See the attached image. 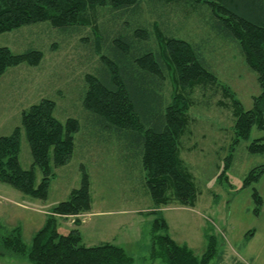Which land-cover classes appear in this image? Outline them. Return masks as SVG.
I'll return each instance as SVG.
<instances>
[{
  "label": "rangeland",
  "instance_id": "obj_1",
  "mask_svg": "<svg viewBox=\"0 0 264 264\" xmlns=\"http://www.w3.org/2000/svg\"><path fill=\"white\" fill-rule=\"evenodd\" d=\"M139 1V14L134 20L140 27L154 33L158 25L165 34L188 41L202 53L218 78L217 84L186 94L190 102L188 125L179 152L197 187L195 206H183L172 197L167 206H155L141 163L122 153L121 149L126 148L123 142L99 138L107 133L87 122L92 119L83 107L87 76L109 71L105 60L107 53L114 51L113 46H100L104 38L101 29L114 23L121 13L112 11L113 17L104 9L95 11V21L85 27L60 30L44 22L0 35V48L8 47L14 54L30 49L43 54L38 65L11 67L0 77V137L12 134L21 126L22 114L45 99L55 102V117L59 121L74 118L81 124L74 156L68 165L55 169L56 179H52L45 201L28 197L3 183L0 188L14 193L16 200L19 197L29 200L34 209L49 210V217L54 207L70 199L87 172L91 210L77 215H54L62 234L80 231L84 246L109 243L125 249L134 259L133 264H166L161 258L153 259L152 229L161 213L172 239L180 246H188L199 259L204 257L212 238L216 239L217 254L210 264H264V201L257 205L254 199L257 193L264 200V173L257 183L244 186L250 171L264 165V154L248 152L253 140L264 138V131L254 128L249 140L235 146L231 167L223 172L234 141V100H239L245 110L252 109L254 98L261 93L257 75L245 64L237 45L213 29L215 19L204 4L184 5L183 0L167 5L159 0L156 4L154 0ZM122 16L121 24L124 21L126 24L129 19ZM154 37L152 34L150 46L156 44ZM109 59L115 62L112 56ZM170 77L165 78L162 91L167 105L173 102L175 91ZM222 87L229 88L231 94ZM20 161L27 170L33 164L24 133ZM41 179L37 169V183ZM0 203L4 209L1 215L4 220L0 223V264H30L22 258L4 255L1 239L12 231L9 224L16 225L30 248L47 216L31 208L20 209L3 199Z\"/></svg>",
  "mask_w": 264,
  "mask_h": 264
},
{
  "label": "trees",
  "instance_id": "obj_2",
  "mask_svg": "<svg viewBox=\"0 0 264 264\" xmlns=\"http://www.w3.org/2000/svg\"><path fill=\"white\" fill-rule=\"evenodd\" d=\"M177 1L159 0L166 5ZM154 2L156 4L157 0ZM183 2L184 5L204 4L212 13L213 29L237 45L245 64L257 75L261 90L250 110L234 100V141L226 158L225 172L231 167L235 146L249 140L254 128L264 131V0ZM139 4V0H0V35L44 22L60 30L85 27L93 24V14L98 9L109 10L113 17L112 11H120L118 19L106 26L107 30L106 27L101 29L104 38L100 46H113L114 50L107 53L108 60H105L109 71L87 76L83 107L92 117L87 122L107 133L105 137L97 135L99 138L123 142L126 148L121 149L122 153L141 163L155 206H167L172 197L183 206L194 207L198 200L197 187L179 152V143L188 125L190 102L186 94L213 86L218 78L202 53L188 41L165 34L158 25L154 33L140 27L134 20L139 14ZM122 15L129 19L126 24L125 21L121 24ZM152 34L156 44L150 46ZM111 56L115 62L109 59ZM42 57V52L36 49L14 54L8 47H2L0 77L11 67L36 66ZM169 76L175 91L173 102L167 105L162 91L165 78ZM222 88L231 94L229 88ZM55 109L54 101L42 100L22 114L20 127L0 137V183L42 201L48 197L52 179H56L55 169L71 162L76 135L81 130L78 119L59 121ZM23 133L33 158L29 170L24 169L20 161ZM248 152L263 155L264 138L253 140ZM37 169L42 174L39 183ZM263 173L264 165L251 170L244 186L257 183ZM254 199L257 205L264 201L257 193ZM91 204V183L85 172L80 187L73 191L70 199L53 208L45 225L33 237L30 248L18 227L2 237L6 250L2 253L30 264H133L134 259L121 247L109 243L86 247L80 231L72 230L67 234L59 231L55 214L77 215L90 211ZM159 216L152 229L153 259L161 258L166 264H210L215 259L216 239H209L207 251L199 259L188 246H180L172 239L167 221L161 213Z\"/></svg>",
  "mask_w": 264,
  "mask_h": 264
},
{
  "label": "crops",
  "instance_id": "obj_3",
  "mask_svg": "<svg viewBox=\"0 0 264 264\" xmlns=\"http://www.w3.org/2000/svg\"><path fill=\"white\" fill-rule=\"evenodd\" d=\"M7 196V197H6ZM15 194L14 193H12V192H9V191H5V190H3L2 188H0V200H5V201H7V202H11L13 205H15L16 207H18V208H20V209H23V210H27L28 208H31V209H33V210H36V211H38V212H42L43 214H45L46 216L49 214V210H46V209H44V208H40V207H38L39 209H34V207H33V205H32V207L29 205V203H31L29 200H26L25 198H21V197H19L17 200L16 199H14L15 197ZM9 197V198H8ZM15 200V201H13V200ZM19 200V201H18ZM27 203V204H26ZM0 205H1V203H0ZM3 208H1L0 207V223L4 220L3 218H1V215H3ZM47 218H48V216L46 217V219H45V221H44V223H43V225H42V227L45 225V223H46V221H47ZM8 220L6 219V222H7ZM9 227H12L13 229H15V228H18L19 226H16V225H12V224H9L8 225ZM41 227V228H42ZM12 229V230H13ZM40 230V229H39ZM38 230V231H39ZM37 231V232H38ZM100 245V244H99Z\"/></svg>",
  "mask_w": 264,
  "mask_h": 264
}]
</instances>
